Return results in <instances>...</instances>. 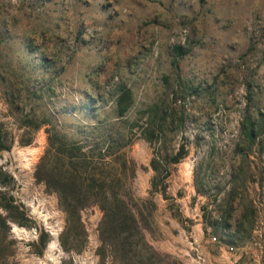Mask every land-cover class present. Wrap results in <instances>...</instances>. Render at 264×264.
Masks as SVG:
<instances>
[{
  "label": "rangeland",
  "instance_id": "1",
  "mask_svg": "<svg viewBox=\"0 0 264 264\" xmlns=\"http://www.w3.org/2000/svg\"><path fill=\"white\" fill-rule=\"evenodd\" d=\"M246 115L264 125V0H0V203L23 211L8 222L10 264H137L103 243L99 194L61 245L66 213L35 176L52 134L81 146L82 176L123 200L154 262L189 264L208 231L225 242V209L233 230L264 182V127L249 140Z\"/></svg>",
  "mask_w": 264,
  "mask_h": 264
},
{
  "label": "trees",
  "instance_id": "2",
  "mask_svg": "<svg viewBox=\"0 0 264 264\" xmlns=\"http://www.w3.org/2000/svg\"><path fill=\"white\" fill-rule=\"evenodd\" d=\"M174 50L177 55L183 53L181 45H176ZM129 99L130 90L121 87L120 96L118 98V111L120 114L129 106ZM166 114H168V112H166ZM258 127L254 121L246 115L241 122V133H243L246 138L253 141L264 125L259 124ZM162 129V126L156 124L150 130V134L146 138L149 141L157 140L163 132ZM2 146L3 145L0 143V147ZM184 156L185 150L181 147L180 151L171 158V161L178 162ZM89 161L85 152L82 151L81 146L69 145L62 141L56 134H52L48 136V147L37 165L35 171L36 178L45 181L47 187L57 193L59 205L66 213V224L60 235L61 245L65 250H70V247L67 246L69 239H77L79 232L83 234L84 230L80 219V209L90 203L88 198L89 193H94L101 195L98 199L99 207L103 211V218L100 225L101 239L105 245L108 244L114 249L117 257L121 259V262L125 263L128 254L134 252L137 255V264H143L144 262H146V264H162L159 260H156V262L153 261L154 254L142 241V238L138 237L137 241H133L134 233L127 227V223L129 225L132 224L133 229L139 233L135 226V218L123 200L107 195L108 192L107 189H105V180L96 174H89L86 180L82 176V167L86 169L87 166L89 170ZM162 163L163 162L156 156L151 160V166L157 174L159 171H162ZM4 200V202L0 203L1 208L6 210L5 214L0 212V264H10L9 258L10 255L13 254L11 245L14 240L11 237L9 238L10 226L8 222L15 221L22 225V222L18 220L13 210L20 211L21 213H23V211L19 210L17 204L11 203L12 196H4ZM230 205L231 199L229 201V206ZM224 213L220 221L216 223V226L221 229V231L228 233L225 243L236 245L237 242L242 241L244 238H248L252 226L253 208L251 206L245 208L244 214H242L241 219L237 221L233 230L231 229L230 207L229 209H225ZM77 231L79 232L77 233ZM47 235L48 233L43 230L39 235L38 241L34 242L38 250L46 244L48 240ZM131 257H133V255Z\"/></svg>",
  "mask_w": 264,
  "mask_h": 264
},
{
  "label": "built area",
  "instance_id": "3",
  "mask_svg": "<svg viewBox=\"0 0 264 264\" xmlns=\"http://www.w3.org/2000/svg\"><path fill=\"white\" fill-rule=\"evenodd\" d=\"M252 208L248 238L229 245L208 231L204 244L190 243L189 264H264V182L252 197Z\"/></svg>",
  "mask_w": 264,
  "mask_h": 264
},
{
  "label": "bare ground",
  "instance_id": "4",
  "mask_svg": "<svg viewBox=\"0 0 264 264\" xmlns=\"http://www.w3.org/2000/svg\"><path fill=\"white\" fill-rule=\"evenodd\" d=\"M190 168H191V163H190ZM16 229H18V228H16Z\"/></svg>",
  "mask_w": 264,
  "mask_h": 264
},
{
  "label": "water",
  "instance_id": "5",
  "mask_svg": "<svg viewBox=\"0 0 264 264\" xmlns=\"http://www.w3.org/2000/svg\"><path fill=\"white\" fill-rule=\"evenodd\" d=\"M15 225H13V227H14Z\"/></svg>",
  "mask_w": 264,
  "mask_h": 264
}]
</instances>
